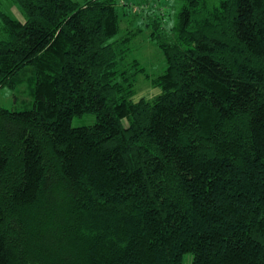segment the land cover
<instances>
[{"label":"trees","instance_id":"16d2710c","mask_svg":"<svg viewBox=\"0 0 264 264\" xmlns=\"http://www.w3.org/2000/svg\"><path fill=\"white\" fill-rule=\"evenodd\" d=\"M11 1L0 88L34 85L0 106V264H264V0H178L159 75L127 59L130 0Z\"/></svg>","mask_w":264,"mask_h":264},{"label":"rangeland","instance_id":"374dc122","mask_svg":"<svg viewBox=\"0 0 264 264\" xmlns=\"http://www.w3.org/2000/svg\"><path fill=\"white\" fill-rule=\"evenodd\" d=\"M166 1L167 3H165ZM166 1L156 0L155 4L152 6L154 10L157 11V13H159V15L161 16V23L159 28L155 26H159V23L157 21H153L156 22L154 25H146L143 22L141 23V21L136 18L137 13L141 14L142 12H144L145 8H147L143 6L141 0H130L129 3L127 2V5L131 6L134 11L130 12L128 16L122 17L121 15V18H119L120 32L118 35L126 36L128 34L129 36H131L129 38V50L127 52V59L136 58L139 64L144 67L146 73H148L149 75H159L160 73H162V70L165 68L166 65V63L164 62L163 53L155 45V41L151 39L150 35L158 37L162 34L163 37L168 38L169 33H171V29L169 26H172V24L174 23L175 15L180 7V2L178 0ZM151 2H149L148 5ZM211 2L216 4L218 0H211ZM125 5L123 8H125ZM0 10H2L4 13H7L11 18L13 17L19 20L24 19L23 12H21V9L19 8L18 4L14 1L0 0ZM169 16L171 17L170 19ZM144 21L146 22L147 20ZM150 21L152 22V20ZM1 25L2 24L0 18V28ZM2 36L3 34L1 33L0 29V38H2ZM140 76V79L135 84V87H137V93L135 95V98L138 99L141 96L151 97L158 91L157 87L151 86L150 82L145 79L143 75ZM33 79V71L30 68L26 67V70L23 71V73H20L19 75L15 76V88H12L7 85L1 87L0 106L14 110L26 109L31 106V88L34 85ZM94 121V114L85 113L82 116H74L71 121V124H73V126H85L88 124H93ZM181 264H192V255H190L189 253L184 254V258Z\"/></svg>","mask_w":264,"mask_h":264}]
</instances>
